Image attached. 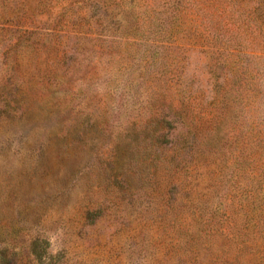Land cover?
Segmentation results:
<instances>
[{"label":"rangeland","instance_id":"rangeland-1","mask_svg":"<svg viewBox=\"0 0 264 264\" xmlns=\"http://www.w3.org/2000/svg\"><path fill=\"white\" fill-rule=\"evenodd\" d=\"M0 264H264V0H0Z\"/></svg>","mask_w":264,"mask_h":264}]
</instances>
